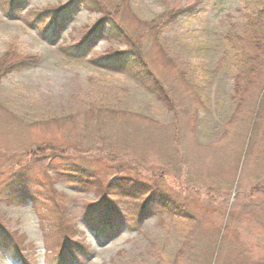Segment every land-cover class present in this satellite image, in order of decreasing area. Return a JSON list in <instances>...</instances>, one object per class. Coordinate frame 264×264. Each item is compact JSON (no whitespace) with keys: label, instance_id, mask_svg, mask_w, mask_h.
<instances>
[{"label":"rangeland","instance_id":"rangeland-1","mask_svg":"<svg viewBox=\"0 0 264 264\" xmlns=\"http://www.w3.org/2000/svg\"><path fill=\"white\" fill-rule=\"evenodd\" d=\"M67 1L28 0L14 18L0 5V222L19 236L36 264H45L47 256L55 264V255L66 248L59 236L69 233L59 232L60 224L38 221L33 209L38 201L52 202L49 209L56 213L60 207L63 224L75 227L65 245L77 252L79 264H168L171 258L173 264H202L212 240L214 264H264V194L249 193L254 184H264V108L245 154L256 106H242L232 116L233 80L221 59L224 34L248 13L242 0H99L107 17L119 22L120 34L99 37L84 58L66 57L59 48L91 32L101 10L80 5L55 38L44 32V23H35L39 13H56ZM192 4L191 12H181ZM129 42L141 46L151 70L163 78L173 111L125 71L95 65L94 58ZM27 54L35 63L12 70ZM89 106L108 109V125L95 118L88 122ZM81 136L91 145L84 153L88 160L110 159L98 165L103 168L98 183L129 176L156 184L193 212L197 225L175 224L158 211L139 226L123 225L97 240L86 223L93 204H102L94 186L80 191L58 174L59 158L47 152L31 160L29 154ZM145 195L114 197L113 210L126 216ZM182 235L187 243L180 247ZM0 264H12L1 248Z\"/></svg>","mask_w":264,"mask_h":264},{"label":"trees","instance_id":"trees-1","mask_svg":"<svg viewBox=\"0 0 264 264\" xmlns=\"http://www.w3.org/2000/svg\"><path fill=\"white\" fill-rule=\"evenodd\" d=\"M27 1L28 0H0V5L2 7L3 5L6 6L4 10L6 16L14 18L17 15L16 13ZM242 2L244 6L247 7L248 13L244 14V21L241 24H233L224 34L226 42L221 44V59L233 80V89L230 96L231 106H234L232 116L235 115L242 106H256L255 111L253 110V119L249 125L246 137L247 141L243 142L246 146L245 154H247L250 152L257 134L260 114L264 108V0H242ZM80 5L87 9L101 10V15L93 24L94 26L93 29L91 28V32L88 31L89 33H84V36H82L79 41L59 48L61 55L69 58L86 57L89 48L93 46L94 42L99 39V37L110 36V38H114V36H111L113 35L112 33L118 35L121 30L117 20L107 17V12L99 0H68L56 13H51L49 11L50 9L39 13L35 19V23L39 24L40 21L44 23L42 24V28L45 30L44 32L55 38L62 31L66 21L72 13ZM193 8L194 5L192 4L185 9L182 8L181 12H191ZM176 17V15H173L172 19H169L171 17L168 19L171 21L176 19ZM47 18L50 22L45 23ZM25 61H34L33 63H35V56L29 54L22 56L18 62L12 63V65L10 64L11 69L13 70L19 67L20 64ZM94 61L96 66L110 70H122L130 74L158 101L173 111V106H175L173 95L163 78L158 77L156 73L151 70L143 56L140 45L129 42V45L123 50L113 51V53L108 55H100L98 58H94ZM193 96L196 97L197 95L194 93ZM100 109V106H89L86 110L87 115H85V117L86 120L88 119V122H90V118H95L97 121L96 124H101L103 127L105 124L108 125L105 116L107 115L106 112L109 110L106 109L100 112ZM114 113L115 111L112 109L109 117ZM82 138H86V136L60 143L49 142L42 148L31 149L29 154L31 160H38L41 156H45L47 152L50 153L52 158H59L58 169L60 171H58V174L66 183L75 186L80 189V191L88 190L90 187L94 186L93 188L97 195L102 198L99 204L101 202L102 204L100 207L93 204L95 212H93L94 214L91 218H86V223L89 228L93 230L97 240H105L113 236L123 225L127 228L139 226L140 222L145 219L148 214L158 211L169 214L168 216L175 224L178 223V225H180L184 223L187 227L197 225L198 219L197 217L195 218L194 213H191L184 205L177 206L174 199L166 195L163 189L156 184L151 185L149 182L138 181L129 176H121L117 181L106 185L98 183L99 178L103 175L101 171L103 168H99L98 165L100 163L110 164V159L108 161L107 156H102L107 160L103 161V158L99 159L101 156H97L88 160L87 157L89 156L84 155V153L90 150L91 145L83 141ZM111 157V160L115 159L112 155ZM107 167L108 166L105 168ZM116 167L121 170L124 166L120 162H117ZM105 172L106 171H104V173ZM100 173L102 174L100 175ZM24 178L25 177H22V180H24ZM25 180L27 179L25 178ZM257 192L264 194V184H254L250 187V194ZM10 193H13V191ZM28 195L29 194H27L26 197H29ZM142 195H145L142 204H139L136 210L134 209L126 216H122L119 212L113 210V208H115L114 197L119 196L137 199L139 197L141 198ZM38 202L34 204L33 209L40 223L60 224V226H63V229H59V232L66 234L69 232L73 234L75 227L73 229L71 225L67 226L63 224L64 213L61 211L60 207L57 208L58 212L56 213L49 209V207L53 206L52 202ZM173 210H179V212L174 213ZM99 214L103 215L102 220H100ZM68 234L59 236L62 237V246L66 248L58 255H55V264H79L82 262L79 256L77 257L75 255L77 252H73L70 249L71 247L65 245L67 240L71 241V238H69L71 235ZM182 236H179L181 240L178 242V245H180V247L184 242L187 243L186 235ZM21 243L22 241L19 236L0 222V248L9 262L12 264H36L35 255L27 251L26 246ZM73 245L79 246V243L74 242ZM207 249L206 253H204L202 264H214L216 240H212ZM81 252H83L82 248ZM187 256L189 255L187 254ZM47 258L48 256L43 263L50 264L52 260H54L52 257ZM174 261L175 259L171 258L172 263L169 262L168 264H173ZM163 264L167 263L164 261Z\"/></svg>","mask_w":264,"mask_h":264}]
</instances>
